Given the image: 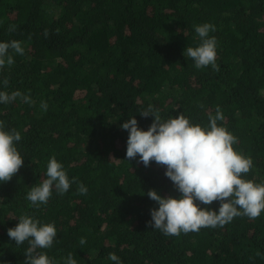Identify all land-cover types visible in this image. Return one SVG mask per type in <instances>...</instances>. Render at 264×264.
<instances>
[{
  "label": "trees",
  "instance_id": "1",
  "mask_svg": "<svg viewBox=\"0 0 264 264\" xmlns=\"http://www.w3.org/2000/svg\"><path fill=\"white\" fill-rule=\"evenodd\" d=\"M205 22L215 26L218 71L183 55L199 43L194 25ZM13 39L25 52L0 69V91L19 90L34 104L0 103V121L21 134L23 157L0 182V264H23L27 244L7 234L21 214L54 222L55 241L44 251L57 264L69 253L77 264H115L109 253L122 264H264V210L179 236L151 228L158 205L147 190L179 192L166 166L126 160L128 132L120 127L134 116L147 130L153 117L139 112L149 106L164 119L182 113L204 126L219 107L218 125L253 161L242 177L264 182V0H0V42ZM52 156L87 194L72 183L33 207L27 191L46 178Z\"/></svg>",
  "mask_w": 264,
  "mask_h": 264
},
{
  "label": "clouds",
  "instance_id": "2",
  "mask_svg": "<svg viewBox=\"0 0 264 264\" xmlns=\"http://www.w3.org/2000/svg\"><path fill=\"white\" fill-rule=\"evenodd\" d=\"M15 27L10 25L9 31H15ZM194 28L199 43L194 47L188 46L183 55L191 58L197 69L211 66L213 71H218V41L209 35L210 31H215V26L205 22L194 25ZM44 35L48 36L47 30ZM24 52L19 40L0 42V69L14 64L13 54L23 55ZM2 83L7 88L9 81L5 78ZM18 98L24 103L34 104L30 95L19 90L0 91L2 104L12 103ZM40 107L47 111L48 105L41 101ZM139 114L153 117L147 130L138 127L134 116L120 124L128 132L126 160H136L139 156L138 162L145 167L152 161L166 166L164 175L179 192L175 197L162 196L151 188L147 190V196L158 205L150 209L151 220L148 223L151 228L160 230L165 236H179L182 232L187 234L199 232L202 228L222 227L235 217L254 219L261 215L264 210V182L256 183L242 177L241 174L250 171L253 161L234 150L237 138L226 127L218 125V121L224 120L219 107L215 115L209 113L208 123L204 126L192 123L182 113L164 119L152 106ZM20 140L19 131L6 128L5 122L0 121V182L9 181L23 166V157L16 147ZM45 177L27 191L26 199L33 207L46 205L53 189L59 195L65 194L72 183L78 184V194H87V188L75 177L68 178L64 166L55 156L48 159ZM194 201L205 206L219 201V208L200 207ZM16 219L18 223L8 228L7 234L17 246L27 244L23 264H57L44 251L52 248L55 241L54 222L44 223L28 214H21ZM79 243L84 245L86 240L82 237ZM108 258L115 264H122L115 253H109ZM63 264H77V261L69 253Z\"/></svg>",
  "mask_w": 264,
  "mask_h": 264
}]
</instances>
